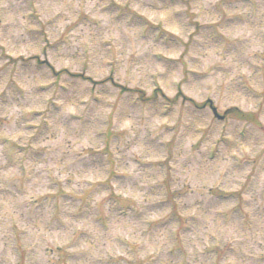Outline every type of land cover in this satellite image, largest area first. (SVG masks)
<instances>
[{"label": "clouds", "instance_id": "9594fccd", "mask_svg": "<svg viewBox=\"0 0 264 264\" xmlns=\"http://www.w3.org/2000/svg\"><path fill=\"white\" fill-rule=\"evenodd\" d=\"M0 264H264V0H0Z\"/></svg>", "mask_w": 264, "mask_h": 264}]
</instances>
